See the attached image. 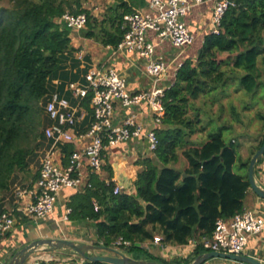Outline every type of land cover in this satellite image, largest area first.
I'll use <instances>...</instances> for the list:
<instances>
[{
  "label": "trees",
  "instance_id": "1",
  "mask_svg": "<svg viewBox=\"0 0 264 264\" xmlns=\"http://www.w3.org/2000/svg\"><path fill=\"white\" fill-rule=\"evenodd\" d=\"M131 6V0H114L98 19L81 0H0V211L7 196L14 199L11 190L20 174L39 162L48 122L41 103L58 90L53 79L62 81V91L65 80L78 76L66 71L68 54L75 49L61 15L84 12L87 22L80 35L116 46L125 31L123 16L133 11ZM260 58L264 59V0H234L221 18L219 33L204 36L195 63L186 59L165 90L159 143L152 157L135 162L140 166L133 180L135 194H114V182L95 178L91 188L72 196L69 217L93 223L95 244L165 264H189L207 251L201 242L211 236L216 220L242 210L250 186L248 163L264 141L263 133L248 158L237 164L238 145L224 139L225 123L217 129L208 127L210 113L225 119L212 106L217 103L222 111L220 101L235 82V91L257 94L264 86L257 65ZM260 118L264 121V115ZM204 130L206 139L196 144L192 136ZM71 149L63 147L66 153ZM180 157L186 161L182 168L176 166ZM155 235L162 237L164 246L183 245L189 239L196 246L188 255L165 260L141 246ZM120 238L129 245L115 246ZM83 264L109 263L84 260Z\"/></svg>",
  "mask_w": 264,
  "mask_h": 264
},
{
  "label": "built area",
  "instance_id": "2",
  "mask_svg": "<svg viewBox=\"0 0 264 264\" xmlns=\"http://www.w3.org/2000/svg\"><path fill=\"white\" fill-rule=\"evenodd\" d=\"M202 2L147 0V11L133 10L123 16L122 27L125 31L116 47L145 59L146 72L160 79L166 71V64L155 56V45L148 40V32H155L161 40L168 39L175 47L192 44L194 35L184 19L192 7ZM231 6H234V0H214L210 32L219 33L221 18ZM60 20L70 30L80 31L86 25L87 16L84 12L66 11ZM76 56L82 61L84 54L79 51ZM83 77V81L65 83L64 90L69 96L54 90L41 103L43 113L48 118L43 128V137L48 145L38 150V177L34 187L16 186L14 191L16 197L22 199L29 195L30 200L16 202L14 207L0 211V246L13 231L17 214L45 219L53 212L57 195L62 189L84 192L91 188V175L103 170L104 152L108 147L140 136L146 138L150 154L158 146L157 130L162 125L165 110L163 97L168 87L156 85L152 89L133 92L127 88L125 78L114 69L93 68ZM55 83L58 84L57 81ZM131 107L140 110L147 108L150 124L146 125L136 112L118 117L119 108L127 110ZM70 144L74 146L70 151H62V147ZM63 160L66 164L62 163ZM104 182L108 184L110 181ZM121 192L120 185L114 183L113 193ZM93 206L94 210L99 208L96 201H93ZM258 234L264 241V217L251 208L243 207L231 217L218 218L211 236L204 237L201 244L207 251L238 254L243 253L250 237ZM161 240L160 235H155L151 244L162 247ZM189 243L194 249L196 241L190 239ZM120 244L129 245V241L120 238L114 243L115 246ZM44 261L45 264H68L69 259L50 256Z\"/></svg>",
  "mask_w": 264,
  "mask_h": 264
},
{
  "label": "crops",
  "instance_id": "3",
  "mask_svg": "<svg viewBox=\"0 0 264 264\" xmlns=\"http://www.w3.org/2000/svg\"><path fill=\"white\" fill-rule=\"evenodd\" d=\"M113 1L114 0L108 3L105 8L107 9V7L111 5ZM131 1L132 10H148L147 0ZM213 6L214 0H203L202 3L192 7L185 16L184 20L194 35L193 43L188 46L175 47L168 39L161 40L156 36L155 32H148V40H150L155 45V56L163 59L166 64V71L163 73V75H161L160 79H156L146 72L145 59L138 57L136 54L127 53L121 49H118L116 46L103 45L94 39L82 37L79 34L80 31L76 30H70L69 34L71 38V45L75 50L68 54V59L65 64L66 71L70 70L72 73H78L77 78L73 80L83 81L84 74L90 69H114L125 78L127 88L133 92L141 89H152L156 85L168 87L173 83L176 70L186 59H190L193 61V63H195L199 50L203 44L204 36L208 34L211 29V15ZM92 15L97 17L94 14ZM79 51H82L84 54L82 61L76 56L77 52ZM225 56L226 55H222V57ZM263 63L264 59L260 58L257 63L258 67H261ZM55 81H57L58 84H56ZM67 81L71 80L67 79L65 82H63L64 85L62 87V91L59 88L62 84L61 80L53 79V84L55 85L56 89L61 91V93L69 96L68 92L64 90V86ZM235 85L236 82L231 86L230 94L236 92ZM240 92L242 91L240 90ZM248 105L244 106L242 104L235 106L234 110H236L237 113H234L232 107L229 106L231 107L230 114H232V116L229 119L225 117L227 127H234L236 124L235 126L237 135L235 138L230 140L234 141L237 145L241 144V149L245 148L247 151L251 150L258 143L260 137L264 133L263 124L253 126L251 124V117H246V115L251 114L250 109H252ZM238 110L243 111L242 113H239ZM132 112H136L138 118L143 120L146 125L150 124L151 118L148 113V109L144 107L142 110L138 109V107H131L127 110L119 108L117 115L119 118H122L128 113ZM206 130H204L202 134L204 139H206ZM236 137L240 140L238 141ZM198 138L199 135H195V139L192 140L196 144H200L197 141ZM43 142L44 143L42 147H46L48 142L45 139H43ZM70 146H72V148L74 147L73 144H70ZM240 154L241 157L239 163L245 161L248 158L246 153L240 152ZM152 156L153 154L148 152L147 140L144 136L132 137L125 142L119 143L115 146H110L104 152L103 170L99 174H92L91 181H93L95 178L103 181H112L120 185L122 192L135 194L133 180L135 179L137 170L140 168V166L135 164V162L138 159ZM62 163L66 164V161L63 160ZM176 166L182 168L186 166V161L180 157L176 163ZM36 173H38V167L33 172L32 177L25 181L27 182V185L24 187H28L29 189L34 187V182L37 179L35 178ZM254 178L257 184L264 188V154L260 157L259 162L256 163ZM19 180H21V177H19ZM75 193L77 192H75L73 189H62L57 195L53 212L45 219H36L23 214H17L16 224L13 231L6 237L3 244L0 246V264H7L12 254L24 244L31 240L42 237L68 238L75 241H83L95 244L97 241V235L93 223L82 218L71 219L69 217V203L71 202L72 196L75 195ZM29 200V195H25L22 199L15 196L13 200H10L7 196L2 203L3 209L14 207L17 205V203H25ZM93 201H95V199H93ZM243 203V207L251 208L256 214L264 217V198L259 197L256 193H254L250 186L246 191ZM65 216H67L66 219L64 218ZM151 243L152 242L141 244V246H143L148 252L156 257H158L157 254L162 256H171L172 254H175L173 257L179 255H188L193 250L189 241L183 245H163L162 247L155 246ZM243 253L264 261V241L262 236L259 234L251 236L243 250ZM50 256L59 259H69L68 264H83L81 262V257L69 249H58L51 251L47 249H38L29 256L25 264H45L44 259ZM203 264L246 263L223 257H215L209 259Z\"/></svg>",
  "mask_w": 264,
  "mask_h": 264
},
{
  "label": "water",
  "instance_id": "4",
  "mask_svg": "<svg viewBox=\"0 0 264 264\" xmlns=\"http://www.w3.org/2000/svg\"><path fill=\"white\" fill-rule=\"evenodd\" d=\"M186 140H189L188 136H186ZM263 154L264 141L250 157L247 168V176L250 188L254 191V193L262 198H264V188L255 181L254 171L257 161ZM38 249H69L78 254L84 260L103 261L109 264H165L156 260L133 258L132 256H129L114 247H107L101 244L87 243L83 241H75L68 238L52 237H42L29 241L12 254L7 264H25L29 256ZM215 257L232 259L234 261H240L246 264H264V261L244 253L237 254L228 253L226 251H204L198 254L189 264H203L209 259Z\"/></svg>",
  "mask_w": 264,
  "mask_h": 264
},
{
  "label": "rangeland",
  "instance_id": "5",
  "mask_svg": "<svg viewBox=\"0 0 264 264\" xmlns=\"http://www.w3.org/2000/svg\"><path fill=\"white\" fill-rule=\"evenodd\" d=\"M112 0H81L82 2V7L84 9L89 10L92 14L96 15L98 19H101L104 12H105V7L108 5V3H110ZM80 34V32H79ZM78 37V36H76ZM226 54H223V56ZM260 69H262V75L260 80L264 82V63L262 64V66L260 67ZM229 93H231V87H229L228 89ZM237 92V93H236ZM233 94H227L224 98L221 99V103H223V109L222 111H220V107L217 103H214L212 106V110L213 112H221L222 116L226 117L227 119H229L232 114H230V109L231 107H229L231 104L234 106H239V105H244V106H248L251 107L252 109H250V115H246V117L250 116L251 118V124L253 126H258V125H262L264 123L263 119L260 118V114L264 115V86L261 87L258 91L256 95H248L244 92H240L236 91ZM242 97V98H241ZM242 99V100H241ZM210 108V106L208 107V109ZM236 112V110H234ZM243 110H238V112L242 113ZM237 113V112H236ZM230 114V115H229ZM218 116L210 113V119H212V121L210 122V126L208 127H213L215 129H217L218 126H221L223 123L227 124V122L225 121L224 118L222 119H218ZM234 119V118H233ZM250 123V120H249ZM236 125V124H235ZM234 125V127L232 126H228L225 129L222 130V134L223 137L226 141H229L232 138H235V136L237 135L236 132V126ZM249 125V124H248ZM196 135V134H195ZM195 135L192 136V139H195ZM236 139L239 141L240 139H238L236 137ZM204 140L203 135H199V138L197 139L198 143H201ZM241 144H238L237 146V164L240 161V157L241 154L240 152H244L246 153V155H250L251 150L247 151V149H241L242 147H240ZM39 162H34L33 164L30 165V171L27 173H21L20 177L21 180L16 181V186H25L27 185V182H25L28 178H31L33 175V172L35 171V169L38 167ZM15 187H13L14 189L11 190V192L13 193L15 191ZM50 250V249H47ZM51 251V250H50ZM158 257L165 259V260H170L172 259L173 256H175V254H172L171 256H162L160 254H157ZM180 256V255H179ZM181 256H185V255H181Z\"/></svg>",
  "mask_w": 264,
  "mask_h": 264
}]
</instances>
